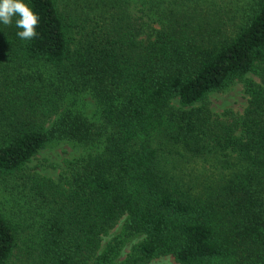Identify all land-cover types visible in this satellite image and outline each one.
<instances>
[{"label":"trees","instance_id":"1","mask_svg":"<svg viewBox=\"0 0 264 264\" xmlns=\"http://www.w3.org/2000/svg\"><path fill=\"white\" fill-rule=\"evenodd\" d=\"M25 2L34 38L0 24V264H107L123 218V264H264V0ZM52 141L81 149L64 174L11 180Z\"/></svg>","mask_w":264,"mask_h":264},{"label":"rangeland","instance_id":"2","mask_svg":"<svg viewBox=\"0 0 264 264\" xmlns=\"http://www.w3.org/2000/svg\"><path fill=\"white\" fill-rule=\"evenodd\" d=\"M62 5L67 0H59ZM200 8L211 7L209 4L213 3L215 6L226 9H234L247 7L253 0H196ZM190 4V3H189ZM188 4V5H189ZM193 4V3H192ZM213 6V5H212ZM246 78H250L259 82L256 74H248ZM244 80H237L230 84L228 88L221 92L212 93L208 96L207 102L215 115L222 116L225 112L230 111L232 115L243 113L247 106V96L244 93ZM89 102V101H88ZM82 105V102L80 101ZM88 109L89 106H86ZM81 153V149L73 146L67 142L52 141L47 144L23 169L22 173L13 177L11 180H16L20 177H33L35 175L48 178H59L67 170V164L74 157ZM195 174L201 171L200 164H192L187 167ZM2 178V177H0ZM7 180H10L9 178ZM19 181V180H18ZM0 192L5 193L0 189ZM1 194V193H0ZM121 219L115 227L104 236L102 246L115 245L118 255L115 259L107 264H123L129 255L133 253V248L143 239L140 235L130 234L125 230L124 221ZM149 264H179L172 256H165L152 260Z\"/></svg>","mask_w":264,"mask_h":264},{"label":"clouds","instance_id":"3","mask_svg":"<svg viewBox=\"0 0 264 264\" xmlns=\"http://www.w3.org/2000/svg\"><path fill=\"white\" fill-rule=\"evenodd\" d=\"M15 18L17 36L22 40H30L37 35L36 27L39 16L25 0H0V24L11 25Z\"/></svg>","mask_w":264,"mask_h":264}]
</instances>
